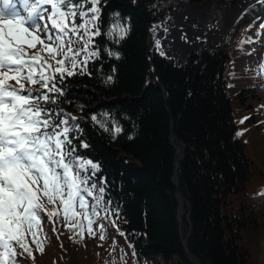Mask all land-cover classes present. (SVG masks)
<instances>
[{
  "label": "trees",
  "instance_id": "obj_1",
  "mask_svg": "<svg viewBox=\"0 0 264 264\" xmlns=\"http://www.w3.org/2000/svg\"><path fill=\"white\" fill-rule=\"evenodd\" d=\"M203 1L101 0L100 58L58 83L62 95L49 107L75 118L76 155L99 164L96 182L106 181L104 199L119 217L99 222L102 241L98 225L95 238L80 239L60 224L54 233L45 215L52 233L42 228L44 251L32 245L35 259L21 264H125L122 251L126 264H264V203L257 199L264 193V3L181 68L150 56L139 15L142 8L148 22L158 21L183 3ZM114 14L130 29L118 44L103 35ZM171 135L184 144L179 192L189 215L182 228Z\"/></svg>",
  "mask_w": 264,
  "mask_h": 264
},
{
  "label": "snow or ice",
  "instance_id": "obj_2",
  "mask_svg": "<svg viewBox=\"0 0 264 264\" xmlns=\"http://www.w3.org/2000/svg\"><path fill=\"white\" fill-rule=\"evenodd\" d=\"M18 3L23 14L17 0H0V264L34 260L32 245L43 253L45 215L54 233L60 224L80 239L85 233L95 238L93 225H98L102 241L107 233L99 222L119 217V210L109 208L111 201L104 199L106 181L101 179L99 186L96 182L99 164L76 155L75 137L70 138L78 131L75 118L49 107L62 95L58 83L77 72L84 74L88 63L100 58L95 37L102 35L101 0ZM111 19L103 35L115 37L118 44L130 29L119 14ZM105 51L120 58L116 51ZM258 74L264 75V62ZM111 80L108 76L106 82ZM114 131L122 129L117 126ZM121 261L126 264L123 251Z\"/></svg>",
  "mask_w": 264,
  "mask_h": 264
},
{
  "label": "rangeland",
  "instance_id": "obj_3",
  "mask_svg": "<svg viewBox=\"0 0 264 264\" xmlns=\"http://www.w3.org/2000/svg\"><path fill=\"white\" fill-rule=\"evenodd\" d=\"M208 0H204L203 2H199V3H194V2H186V3H183V4H181V7L179 8V9H177V10H172V11H170L169 12V14H168V16L167 17H165V18H163V19H160V20H158V21H147L146 23H147V26L148 25H150V24H158L160 21H162V20H166V19H168L170 16H171V14L173 13H180V12H184V8L186 7V6H191V7H195V6H201L204 2L206 3ZM255 1V0H254ZM257 1V2H256ZM254 3H252L254 6L255 5H257V4H259V3H264V0H256ZM235 3H236V1H235ZM205 5V4H204ZM203 5V6H204ZM230 5V4H229ZM202 6V7H203ZM236 6V5H235ZM228 7V6H227ZM17 8H18V10H21V8L19 7V6H17ZM199 8H201V7H199ZM223 9H224V7L223 6H221V7H219V10L220 11H223ZM141 10H143L142 8H141ZM219 10H217V12H219ZM144 11V10H143ZM190 11V10H189ZM238 11H239V8H238ZM145 12V11H144ZM196 13L198 12V11H195ZM240 12H238L237 13V11L235 12V14H234V17H236V15L237 14H239ZM184 15H183V19H184V22H182L183 23V29L184 30H188V29H195L194 31L195 32H192L193 33V37H191L190 39H191V41H194V45H193V47L191 48V51H189V52H191L190 53V56L189 57H183V58H180V57H177V55H179V53H180V50L182 49V47H184V45L185 44H188L189 43V39H185L184 37L182 38L183 39V43L184 44H181V43H179V45L177 44V46H176V54H175V52L173 53L175 56H173L172 57V59H171V56L170 57H168V55H167V53H163V51H162V49L160 48V40H159V38H160V34H161V31H158V33H156V35L155 36H157V37H155V36H153V39H152V41H151V43H150V46H149V49L151 50V46L152 45H154V50H152V52H150L149 51V54H150V56H152V57H159V56H163V57H166L168 60H169V62L172 64V65H175V64H179V65H181V66H178V67H186L188 64H189V62L191 61V59H192V57L194 56V55H197V56H200V54H201V52L203 51V50H206V49H209V50H211V49H213V48H215V47H217L218 45H219V43H220V41H222V40H225L226 39V37H227V35L229 34V32L232 30V28L237 24V22L239 21V19L241 18V16L244 14V13H242L241 15H240V17L238 18V20L235 22V24L229 29V31L226 33L225 31H227L228 30V28H227V30H225V31H222V32H220V35H217L214 31L216 30V28H215V26H216V23L218 22V21H215L214 20V22L215 23H213L212 24V26L209 28V30L208 31H205L204 33L202 32V30H203V28H205V26L207 25V22L208 21H210V20H206L205 21V23H206V25H203V22L202 21H199L198 23H195V22H193L195 19L194 18H192V14H190L189 12H184L183 13ZM147 15V14H146ZM182 17V16H181ZM148 18V17H147ZM177 19H178V17H177ZM202 24V26H199L198 24ZM231 23H233L232 21H231ZM150 29L152 28L151 26L149 27ZM153 29V28H152ZM176 30H177V27H176ZM225 32V33H224ZM194 33H196V36H195V34ZM203 33V34H202ZM221 36H223V37H221ZM157 39L159 40V47H158V45H157ZM164 39V38H163ZM156 42V43H155ZM37 47H39V45H37ZM160 48V49H159ZM29 51H33V50H29ZM172 55V54H171ZM161 58V57H160ZM163 59V58H162ZM183 59V60H182ZM184 60H186L185 61V63H184ZM12 83H15L14 81L12 82ZM173 143H175V146H176V148H177V152L179 153V145L176 143V142H174V141H172ZM177 153V154H178ZM178 157V156H177ZM180 161V160H179ZM178 161V162H179ZM178 162H177V166H178ZM176 194H177V191H176ZM257 199L260 201V204L261 203H264V194H261L260 196H258L257 197ZM176 200H177V203H178V205H180V202L182 201V206H179V208H178V211H177V221H178V223L179 224H181V227L180 228H182L183 226H184V224H183V222H182V216H185L186 217V219L188 218V216H187V211H188V206H187V204L186 203H183V199H182V197H181V195L180 196H177L176 195ZM185 206V207H184ZM78 219V218H77ZM42 228L43 229H45V230H47L48 228H49V225H48V223H47V220L44 218L43 219V222H42ZM187 231H189V230H187ZM48 232L51 234L52 232H51V229H48ZM187 234V233H186ZM186 241H187V239L185 240V237L183 238V243H184V245H186Z\"/></svg>",
  "mask_w": 264,
  "mask_h": 264
},
{
  "label": "bare ground",
  "instance_id": "obj_4",
  "mask_svg": "<svg viewBox=\"0 0 264 264\" xmlns=\"http://www.w3.org/2000/svg\"><path fill=\"white\" fill-rule=\"evenodd\" d=\"M235 1H236V3H235ZM249 1H251V0H208L203 7H201V8L191 7V9H189L190 11H188V12L190 14H192L191 16H192V18L195 19L193 21L195 23L202 21L203 25H206L205 21L210 20L207 22V25L205 26V28H203V30H202L203 33L205 31H208L209 28L212 26V24L215 23L214 20L218 21L216 23V26H215L216 30L214 32L217 35H220V32L227 30V28L230 27V25L232 24L231 21H233V19L235 18L234 17L235 12L236 11H237V13L240 12L241 8H244L245 5ZM252 1H254V0H252ZM221 6L224 7L223 11L219 10V7H221ZM238 8H239V11H238ZM217 10H219V12H217ZM195 11H198V12L196 13ZM177 17H178V19H177ZM173 20H174V22H175V20H177V30L174 29L172 35L176 37V34H177L179 37H184L185 39H189V44L186 45V48H185L186 50L189 49V46L193 47V45L195 43H194V41H191L190 38L193 37L192 32H195L196 30L194 29L195 30L194 31L193 29H188L186 31L183 29V23H182V22H184L183 16L180 18L179 15L174 14ZM198 25L202 26L201 23ZM163 27L164 28H170L171 24L167 23ZM194 34L196 36V33H194ZM155 37H157V36H155ZM157 41H158V39H157ZM177 41H178V39H177ZM150 48H151L150 52H152V50L155 49L154 45H152ZM71 134L72 133H70V135ZM181 204H182V201L180 202V206H182Z\"/></svg>",
  "mask_w": 264,
  "mask_h": 264
},
{
  "label": "water",
  "instance_id": "obj_5",
  "mask_svg": "<svg viewBox=\"0 0 264 264\" xmlns=\"http://www.w3.org/2000/svg\"><path fill=\"white\" fill-rule=\"evenodd\" d=\"M255 1H252L251 0V1H249L245 5L244 8H241L240 13L236 15V17L232 21L233 23L230 25V27L228 28V30L225 31L226 33L235 24V22L238 20V18L240 17V15L242 13H244L252 5V3H254ZM204 4H205V2L201 6H195V7L193 6V7L194 8H199V7H202ZM184 9H185L184 12L186 13V12L189 11V9H191V6H186ZM184 12H180V13H177L176 12L174 14L179 15V17L181 18V16L184 15L183 14ZM174 14L172 13L171 16L168 19L162 20L158 24H150V25L147 26L148 27V40H147L148 41V47L150 46V43H151V41L153 39V36H155L156 33H158V31H161L160 38H159V40L161 41L160 48L162 49V51H163L164 54L167 53L168 57L171 56V58L174 56V54H173L174 52L176 54V46H177V44H179V43L184 44L183 43V39H182L183 37H179L177 34H176V37L172 35L173 34V30L176 29V27H177V20H175L176 23L173 20ZM139 15L140 16H143V19H144L145 22L148 21L147 15H146V13L143 10H139ZM167 23H170L171 24V27L170 28H164L163 27ZM150 26H152L153 29H150L149 28ZM221 37H223V36H221ZM177 39H178V41H177ZM188 44H185L184 47H182V49L180 50V53H179V55H177V57H180V58L185 57L186 58V57H189L190 56V53L191 52H189V51H191V48L192 47L189 46V49H187V50L185 49L186 48V45H188ZM159 57L165 59L168 63H170L169 60L166 57H163L162 55L159 56ZM185 61L186 60H184V63H185ZM174 66L178 67V66H181V65L175 64ZM150 67L153 70V65H152L151 62H150ZM171 141H174V142H176L179 145V148H178L179 149V153L177 152L178 153V157L175 160V174H174V178L173 179H174V184H175V186L177 188V194L176 195L177 196H180L181 194L179 192V175H178L177 162L179 160H181L182 157H183L184 144L180 140H178L176 137H174L173 135H171ZM186 204H187V202H186ZM187 206H188V204H187ZM188 215H189V210L187 211V216ZM179 227H181V224H179ZM189 232L190 231H187L185 240L187 239V237L189 235Z\"/></svg>",
  "mask_w": 264,
  "mask_h": 264
}]
</instances>
